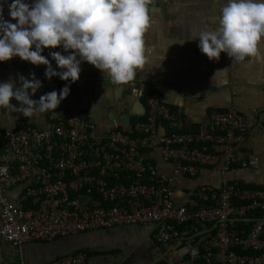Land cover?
Here are the masks:
<instances>
[{
    "label": "built area",
    "instance_id": "1",
    "mask_svg": "<svg viewBox=\"0 0 264 264\" xmlns=\"http://www.w3.org/2000/svg\"><path fill=\"white\" fill-rule=\"evenodd\" d=\"M3 13L6 19L4 6ZM72 95L70 85L66 107L51 111L44 129L24 120L0 129L1 240L21 250L30 242L153 224L155 242L186 250L173 264H264V187L228 179L232 171L260 166L243 146L258 124L255 112L212 110L194 131L162 132L178 114L154 92L132 131L101 136L88 113L71 107ZM154 150L171 164L169 173L147 158ZM204 169L217 172L221 183L202 184L189 202H178L180 180ZM21 185L13 201L11 190ZM87 263V254L77 252L47 264Z\"/></svg>",
    "mask_w": 264,
    "mask_h": 264
},
{
    "label": "crops",
    "instance_id": "2",
    "mask_svg": "<svg viewBox=\"0 0 264 264\" xmlns=\"http://www.w3.org/2000/svg\"><path fill=\"white\" fill-rule=\"evenodd\" d=\"M11 2L7 0L3 5L7 13L5 20L15 23L8 15ZM25 2L31 4L32 0ZM224 2L152 0L149 5L152 24L144 37L147 59L143 68L137 69L135 79L127 85H114L106 74L82 62L79 79L70 84L73 93L71 107L88 113L101 136L113 129L132 131L134 124L145 118L147 99L154 92H158L164 103L178 114V121L163 124L162 132L194 131L212 110L233 108L248 115L255 112L258 124L246 136L243 146L259 158L260 166L256 170L232 171L228 179L264 187V61L251 58L250 61L232 62L224 53L218 61H209L199 51L198 40L189 41L194 28L215 26ZM51 51H59L62 55L69 53L61 47L43 50L42 55L48 57L53 68L59 71L48 55ZM261 52L264 53V44L261 45ZM17 59L0 63V82L11 79L19 86V76L29 78L30 73H35L42 87L31 95L34 100L53 91L55 83L65 82L58 77L46 79L43 65L34 66L25 62V68H19L16 66ZM225 68L226 71L217 72L213 77L217 70ZM10 104L19 106L15 99ZM61 107H66L65 100L57 108ZM50 112L24 117L11 108L0 109V129H13L19 120H24L31 127L44 129ZM147 158L162 172L171 171V164L162 160L158 150L148 152ZM220 183L217 172L204 169L194 179L182 178L175 198L178 202L187 203L198 186ZM23 191L24 185L12 189L10 198L13 201L19 199ZM205 228L201 225V229ZM155 233L156 226L153 224L117 227L50 242H30L21 250L0 239V264H20V256L26 264H47L84 249L91 253L83 252L88 256L87 264H173L182 257L186 250L180 244H159L155 242Z\"/></svg>",
    "mask_w": 264,
    "mask_h": 264
},
{
    "label": "clouds",
    "instance_id": "3",
    "mask_svg": "<svg viewBox=\"0 0 264 264\" xmlns=\"http://www.w3.org/2000/svg\"><path fill=\"white\" fill-rule=\"evenodd\" d=\"M6 2L0 0V63L18 57L45 66L46 79L69 83L59 93L53 90L34 100L31 95L42 87L35 73L19 76V86L11 79L0 82V109L11 108L24 117L55 111L79 79L82 62L106 74L114 85L133 81L146 62L144 37L152 24V0H12L8 15L15 23L4 19ZM196 40L209 61H218L221 53L232 62L264 61V0H225L214 27L192 30L189 41ZM58 47L69 53L49 52L59 71L42 55L44 49ZM12 99L19 106L11 105Z\"/></svg>",
    "mask_w": 264,
    "mask_h": 264
},
{
    "label": "trees",
    "instance_id": "4",
    "mask_svg": "<svg viewBox=\"0 0 264 264\" xmlns=\"http://www.w3.org/2000/svg\"><path fill=\"white\" fill-rule=\"evenodd\" d=\"M251 187H256V186H251ZM260 188H263V187H260ZM257 216H261L262 215V213H258L257 212V214H256ZM81 251H83V252H85V253H88L89 255L91 254L90 253V251L89 250H86V249H84V250H81Z\"/></svg>",
    "mask_w": 264,
    "mask_h": 264
}]
</instances>
